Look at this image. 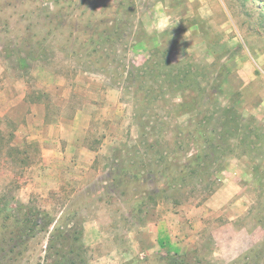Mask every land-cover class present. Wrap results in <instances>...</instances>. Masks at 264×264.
<instances>
[{"label":"rangeland","instance_id":"1","mask_svg":"<svg viewBox=\"0 0 264 264\" xmlns=\"http://www.w3.org/2000/svg\"><path fill=\"white\" fill-rule=\"evenodd\" d=\"M156 4L181 19L169 36L144 27ZM253 57L264 0H0V264H46L75 222L88 264H264ZM224 110L236 134L209 161L196 130ZM28 210L53 223L30 232Z\"/></svg>","mask_w":264,"mask_h":264},{"label":"trees","instance_id":"2","mask_svg":"<svg viewBox=\"0 0 264 264\" xmlns=\"http://www.w3.org/2000/svg\"><path fill=\"white\" fill-rule=\"evenodd\" d=\"M113 29H114V27L111 28V26H108L105 28V30L103 29V33L108 32L112 35ZM116 31L117 30L115 29L114 33ZM106 36L109 37L108 34H106ZM213 98H214V96H213ZM212 100L216 103L215 98ZM226 111L227 110L222 111V113L225 112L224 116L226 115ZM188 112H191V109H189ZM231 113L233 115V119H231V120H230L231 117L225 116L227 118V120H225V119H222L221 116L219 115L218 118L222 122L221 123V129L217 130L215 133H211V136L206 129L198 128L196 130V134H197L196 136L198 138H201V137L205 138V140H203L202 143L203 142L208 143L207 147L209 149L206 147V144L205 145L201 144V146H203V147H200V153L202 151H205L202 149L206 148L208 151L207 153L209 154L208 155L209 161H212L213 159H215L217 157H219V158L222 157L223 156L222 151H224L227 148V147H224L223 145L227 143L228 136L234 137L236 134L235 132H231L228 129V128H230V129L234 128L233 127L234 123H235V125L237 124V121L235 119L236 118L235 112L231 111ZM230 114H228V115H230ZM199 119H202V118H199ZM197 120H198V118H197ZM236 130H237V127H236ZM207 137L210 139H207ZM177 139H181V137H179V135H178ZM200 153H196L195 155L190 156L188 158V162H190L191 160L193 161V163H195V161H200L199 159L202 157L200 155ZM207 153L205 155H207ZM219 161H220V159H219ZM156 165H157L156 166L157 168L160 167L159 163H157ZM166 167H167V164H165L163 167H161L160 170H162V168L165 169ZM194 170L196 172L195 168H194ZM133 174H134L135 179L134 178H126V177H124V178H126L127 181L130 179L132 181L138 180V178L136 177V174H138V172H135ZM180 180L183 181L184 178H182ZM15 214H14V216H15V218H17V222L19 224L31 222L32 227L29 229L30 232H32V231L34 232L33 226H35V227L37 226L40 228L41 231L42 230L44 231V230H46L45 228H48L50 226V224L53 223V219L50 218L49 215L41 213L39 210H34V211L28 210L24 214V216L21 217L20 219L18 217V214H16V215ZM9 215H11V213H8L7 217ZM81 236H82V228L80 227V224L77 222H75L74 224L67 225V226L63 225V224L55 225L49 233L47 245L45 247L44 257L46 260L45 261L46 264H88V261L86 258L85 247L83 246Z\"/></svg>","mask_w":264,"mask_h":264},{"label":"clouds","instance_id":"3","mask_svg":"<svg viewBox=\"0 0 264 264\" xmlns=\"http://www.w3.org/2000/svg\"><path fill=\"white\" fill-rule=\"evenodd\" d=\"M141 12H143L142 19L144 27L149 34H163L167 32L169 36V30H171L177 22L181 21L175 13L160 4H156L153 8L147 10L141 7ZM186 39H190L192 41L191 35L189 34ZM249 64L250 67L257 70L264 69V63L254 57L250 58Z\"/></svg>","mask_w":264,"mask_h":264},{"label":"crops","instance_id":"4","mask_svg":"<svg viewBox=\"0 0 264 264\" xmlns=\"http://www.w3.org/2000/svg\"><path fill=\"white\" fill-rule=\"evenodd\" d=\"M222 1H223V0H222ZM152 6H153V5H152ZM154 6H155V5H154ZM154 6H153V7H154ZM153 7H152V8H153Z\"/></svg>","mask_w":264,"mask_h":264}]
</instances>
